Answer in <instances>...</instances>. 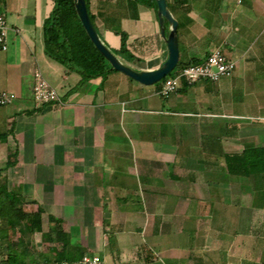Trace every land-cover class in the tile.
I'll list each match as a JSON object with an SVG mask.
<instances>
[{
  "label": "crops",
  "instance_id": "obj_1",
  "mask_svg": "<svg viewBox=\"0 0 264 264\" xmlns=\"http://www.w3.org/2000/svg\"><path fill=\"white\" fill-rule=\"evenodd\" d=\"M239 1L167 0L178 21L180 61L203 62L220 48L237 68L217 83L200 81L190 86L183 82L176 93L164 98L155 86H144L117 70L81 84L79 73L45 51L44 27L54 1L0 0L9 41L8 51L0 53V91L17 96L14 104L0 108V187L5 188L6 181L8 192L17 194L16 203L36 194H92L100 198L87 210L98 212L100 204L104 211L105 197L114 190L153 197L148 219L141 222L146 233L133 237L130 244H140L141 249L149 241L161 244L164 261L157 264L227 261L228 248H212L210 237L216 243L223 236H242L244 246L238 256H249L250 240L257 242L253 252L258 254L264 237L248 235L264 220L259 215L264 209L249 204L251 192L254 196L257 190L247 181L235 192L232 185L239 176L228 169L218 171L216 166L220 159L226 164L227 155L264 147V0ZM154 4L90 0L101 40L111 51L122 47L118 32L128 34V50L135 60L116 55L137 71L157 70L169 56ZM170 29L166 23V36ZM37 72L58 92L61 103L36 105ZM199 131L201 141L195 139ZM207 163L214 164V169L204 168ZM250 173L252 177L243 180L260 178L257 172ZM211 188L214 193L223 190L227 205L234 193L240 202L230 207L232 215L220 231L205 236L199 234V226L213 214V207L211 211L202 205L210 204L206 196ZM164 196L184 199L170 206L161 201ZM110 220L105 217L103 224L114 226ZM174 237L178 243L169 244ZM140 238L143 244L138 243ZM131 245L118 247L115 253L98 249V255L108 264H140L129 253Z\"/></svg>",
  "mask_w": 264,
  "mask_h": 264
},
{
  "label": "rangeland",
  "instance_id": "obj_2",
  "mask_svg": "<svg viewBox=\"0 0 264 264\" xmlns=\"http://www.w3.org/2000/svg\"><path fill=\"white\" fill-rule=\"evenodd\" d=\"M181 61H183V59H181ZM174 71L171 74H173ZM161 82L156 85L147 86V87L155 86L157 89L160 90L161 86L159 87V84H162ZM164 134H165V130L164 132L161 133V135L164 136ZM170 134L174 135V133H170ZM200 134H201L200 131L196 132V138H195L196 140L201 141L200 138H202V135ZM197 136H199L200 138ZM238 149L235 148L234 150L239 151ZM218 162L219 163L216 165L217 170L226 171L227 161L226 164L224 162V159H220L218 160ZM214 166L215 165L212 163L203 164V167L207 168V170L208 169L213 170ZM261 177L262 176H260V178H250L246 180L245 179L243 180V176L239 177V180L236 179L232 187L235 189L236 192V190L240 189L241 186L243 187V183L246 184L249 182L250 187L257 190L254 196H252L253 193L250 191L252 195L250 197L249 204L253 208L254 206L258 205L260 209H264V193H263L264 179H262ZM195 180L196 179H194L193 181ZM203 181L205 182V180ZM1 184L2 181L0 180V185ZM258 189L261 190L262 192L259 191ZM130 191L131 190H127L126 193L125 192L121 193V191L119 190L116 191L114 190V192L109 194L107 198L105 197L103 203L105 204L104 211L101 209V206L103 205L100 204V206H98V208H100V212H98L95 209L87 210L88 208L87 206H92L94 203H98L97 201L100 198L92 194H88L84 196L77 194L78 192L76 191L75 194L68 195L65 197L64 196L56 197L52 195L43 196L38 194L34 196L33 195L26 197L24 196L23 200H19L17 202V207H22L23 209H26L25 211L30 214L41 211L43 232L36 231L30 234H26L23 239L24 242H20L19 240L20 237L11 238V239L0 238V264H8L7 262L9 256L14 254L17 255L18 260L22 264H46L48 262L54 261L56 259L57 254L63 252L65 248L68 249L67 251H70L72 249H80L81 251L86 252V254L92 255V254H101L98 251V249H103V250L108 249L111 250L112 252L114 251L118 252V247L120 248L124 245H131L130 240L135 241V239H138L137 235H139L140 233L144 235V233H146L147 227L142 226L141 222H145L144 220L148 219L147 217L150 213L149 211H147V209L148 208L150 209L153 197H149L144 194L134 195L133 191H132V195H128ZM209 191H211V193L209 192L207 194L209 196L203 195V197L206 196L210 198L211 200L210 204L202 203V205H204V208L207 207L208 210L211 209V211L214 208L213 212L210 211L213 214H211L212 216L210 215L208 216L210 217L211 220H208L209 218L206 217L204 220L207 221H205L204 223L201 222V225L199 226L200 228L199 231H201L199 234L203 232L202 235L205 236H206V232L210 236V233L215 231H220L219 227L221 226V224L225 222V219L227 220L230 219L229 216L232 215V211H231L232 208L230 209V207L236 206V203L240 202V196L238 197L236 193H234V195H229L228 198L229 204L227 205L224 203V199L226 197L223 190L221 192L220 191L216 192L215 190L216 193H214L213 189L211 188ZM160 199L161 201L163 200L164 203H166L165 205L169 204L170 206H173L174 204H176V201L178 199L183 200L184 197L164 196V197H160ZM136 210H138V212L140 211L141 212L135 214L137 213ZM261 214H262V219H264L263 216L264 211H261L259 213V215ZM88 215L90 216L89 218ZM52 216L60 220V224L57 226L58 229H56L58 230V232L51 233V226L54 227L55 225V224L53 225L52 221L50 220V217ZM107 216L111 217L110 221L114 222V226L109 227V225L107 226L105 223L103 224V219ZM263 221L260 222L261 226L258 229H254L250 231V233L248 234L250 235V237L253 238L256 236L264 237ZM128 222L130 223L127 224ZM135 224L136 225L139 224L140 226L136 227ZM122 225L123 226L125 225V227H122ZM6 227H7V222L4 219L0 218V235L2 233L1 231ZM21 229L25 230L23 227ZM124 232H128V233H124ZM22 237L23 236L21 234V238ZM182 237L183 235L181 236V238ZM223 237L224 239L221 238L219 239L222 242H216V243L214 242L213 237H210L213 242L210 243L209 245L210 246L212 245V248L218 250L222 245L223 246L225 245L224 247L228 248V252H227L229 257L228 260L226 261L223 258L222 263L218 260L219 264H225V263L226 264H264V253L262 254L264 246L260 248L258 254H255V252L253 251L257 246L256 244L257 242L250 240L248 249L250 247L251 252L249 253L248 257H243L241 259V257L238 256L240 253L237 254V251L240 252L242 246H244L242 245L244 243L243 240L244 238H242V236L234 239H229V238L226 239L228 236H223ZM199 238L201 237L199 236ZM142 239L143 238H140L138 240L139 241L138 243L143 244L144 242ZM173 239H174L173 241H169L170 242L169 244L178 243V241H175L176 239L178 240V237H174ZM225 239L228 240L226 244H224L223 242L225 241ZM197 241L198 242H196V244L197 246H199L200 240ZM148 246L150 251L148 249ZM140 247H141L140 244H137L135 246L131 245V249H130L131 251L129 252L133 257L139 258L137 261L138 263L140 264L161 263L160 259H162L164 255L161 253V247H162L161 244L152 245L150 244L149 241V243L146 244L145 248L141 249ZM74 256L76 255H68V258H73ZM163 259L162 261H164ZM123 260H127V259H123Z\"/></svg>",
  "mask_w": 264,
  "mask_h": 264
},
{
  "label": "trees",
  "instance_id": "obj_3",
  "mask_svg": "<svg viewBox=\"0 0 264 264\" xmlns=\"http://www.w3.org/2000/svg\"><path fill=\"white\" fill-rule=\"evenodd\" d=\"M54 8L50 17L45 22V51L46 54L55 61L64 65L67 69L73 70L82 76L81 84H85L93 79L107 77V75L115 71L109 61L97 49L89 34L87 33L83 23L81 22L75 0H53ZM149 6H155L154 0H137ZM90 18L96 27V18L90 10V0H86ZM122 38V47L119 52H115L119 57L130 62L135 60V57L128 50V34L126 32H118ZM201 63L200 60L189 62L180 61L178 67L169 77L176 72L195 64ZM165 79L161 82L163 83ZM162 84H159V87ZM188 85V84H187ZM228 171L239 177H252L250 171L257 172V175L264 179V147L249 148L242 154L227 155ZM255 176V175H254ZM5 188L0 187V218L7 222V227L3 229L0 238L11 239L19 238L20 242H24V236L32 232H43L42 212L27 213L22 207H17L16 193H10ZM4 189V191H3ZM52 221L51 233L58 232L60 220L55 217H50ZM24 228L25 230L21 229ZM27 231V232H26ZM4 233V234H3ZM22 234V238H21ZM57 254L54 261L46 264H53L63 260H80L86 252L80 249H72ZM68 255H76L73 258H68ZM8 264H22L17 255H10Z\"/></svg>",
  "mask_w": 264,
  "mask_h": 264
},
{
  "label": "built area",
  "instance_id": "obj_4",
  "mask_svg": "<svg viewBox=\"0 0 264 264\" xmlns=\"http://www.w3.org/2000/svg\"><path fill=\"white\" fill-rule=\"evenodd\" d=\"M241 2V0L239 1ZM9 49L8 25L3 13L0 12V53H5ZM237 64L231 60L225 52L215 49L203 62L188 66L173 76L167 77L160 88V95L164 98L176 93L181 84L194 85L200 81L220 82L224 78L231 77L236 71ZM35 85L33 89V100L37 106L46 104L61 103L58 92L37 72L35 75ZM17 100V96L10 92L0 91V108L8 107ZM53 264H108L107 261L98 254L85 255L80 260H63Z\"/></svg>",
  "mask_w": 264,
  "mask_h": 264
},
{
  "label": "water",
  "instance_id": "obj_5",
  "mask_svg": "<svg viewBox=\"0 0 264 264\" xmlns=\"http://www.w3.org/2000/svg\"><path fill=\"white\" fill-rule=\"evenodd\" d=\"M75 1L79 18L91 40L115 70L124 73L144 86H152L166 79L178 67L180 62V44L177 35L178 21L171 13L167 0L155 1L157 3L159 21L162 26V34L167 40L169 56L159 69L153 71H137L122 62L121 59L101 40L99 32L90 18L86 0ZM166 23H168L171 28L167 36L165 32Z\"/></svg>",
  "mask_w": 264,
  "mask_h": 264
}]
</instances>
